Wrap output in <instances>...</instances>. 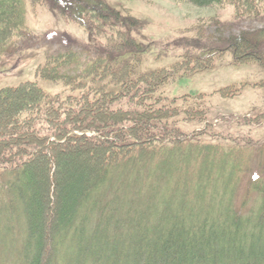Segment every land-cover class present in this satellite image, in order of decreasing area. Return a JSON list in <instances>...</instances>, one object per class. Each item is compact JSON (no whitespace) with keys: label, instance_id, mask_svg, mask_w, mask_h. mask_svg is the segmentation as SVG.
Returning a JSON list of instances; mask_svg holds the SVG:
<instances>
[{"label":"trees","instance_id":"16d2710c","mask_svg":"<svg viewBox=\"0 0 264 264\" xmlns=\"http://www.w3.org/2000/svg\"><path fill=\"white\" fill-rule=\"evenodd\" d=\"M185 1L204 8L230 4L237 14L264 16V0ZM122 2L0 0V64L15 54L19 42L30 38L27 3L74 21L86 32L83 44L92 53L75 72L69 68L78 62L76 51L46 57L37 75L61 81L63 91L51 93L36 80L0 86V212L7 217L0 227V264H14L21 250L27 256L36 225L28 214L34 200L24 197L29 180L33 190L38 186L48 214L43 223L46 236L39 233L33 239L34 264H264V177L249 181L259 188L261 202L240 211V182L237 167L231 165L239 150L228 156L221 145L199 140L211 134L208 127L194 132L193 140L182 139L183 124L208 119L209 106L201 94H167L177 75L205 69L208 58H223L224 53L264 70L261 41L241 31L202 44L198 28L200 36L186 39L178 60L154 66L149 57L156 44L144 41L143 23ZM233 87L219 91L229 95ZM69 145L75 153L86 145L101 163L90 167L80 189L85 201L77 203L76 212L59 230L62 217L53 212L51 200L64 191L67 176L59 170L54 179L55 153L60 156L65 151L60 148ZM51 151L49 160L46 154ZM30 165L44 168L43 176L29 172ZM259 166L263 170L264 162ZM221 179L225 194L220 196L211 184ZM103 183L108 196L86 200ZM7 242L14 252L4 248ZM22 261L15 264H26Z\"/></svg>","mask_w":264,"mask_h":264},{"label":"rangeland","instance_id":"374dc122","mask_svg":"<svg viewBox=\"0 0 264 264\" xmlns=\"http://www.w3.org/2000/svg\"><path fill=\"white\" fill-rule=\"evenodd\" d=\"M122 4L128 8L131 14L140 18L143 23L144 34L147 38L144 41L151 39L155 42V52L149 57V62L154 66L171 65L172 61L178 60L186 49V39L195 36V34L200 36L197 33L198 28L201 29L199 43L210 45L211 42L220 37L247 31L251 32L254 39L261 41V49L264 51V16L252 17L237 14V8L230 4L215 8L198 7L185 0H123ZM26 8L30 38L19 42L15 54L8 56L5 58L7 61L5 60L0 64V86L15 85L24 80H36L51 93L63 91L65 86L61 81L40 78L37 75L38 69L47 62L46 57L49 54L56 55L71 49L76 51L79 56L78 62L72 64L69 68L72 72L73 70L75 72L77 67H81V63L86 62L87 56H92V53L83 44L87 39V34L74 21L65 16H58L44 6L27 3ZM259 31L261 33H258ZM201 52L195 51V54ZM158 54H161V56L154 61V57ZM208 59L210 60L205 64V66H208L207 68L187 75H177L167 94L171 97L182 95L193 97V95L201 94L209 106L208 119L203 122L189 121L183 124L184 134L182 139L189 140L188 138H190V140H193L191 136L194 132L203 131L208 127L207 130L210 131L209 128H211V134L217 139H210L211 134L207 136L205 133L198 136L199 140L221 145L220 147H223L222 153L228 154V156L232 155L236 149L239 150L233 156L231 165L237 167L238 174L236 173V177L240 182L238 190L240 199L237 206L241 205L240 211L243 212L247 207H252L254 203H260L262 199L259 188L250 186L249 181L252 180V176L258 180L264 177V169L260 170L261 168H259V165L264 162V70L254 62L251 64L249 62H235L229 53H224L223 58L220 56ZM212 59L213 62H210ZM211 63L213 64L210 65ZM243 83L247 84L241 86ZM230 84H235V87L227 91L229 95L221 94L219 89ZM70 146L61 147L60 149L65 151L60 156L56 155L57 149H54L58 171L55 172L53 177L54 179L59 178V170L67 176V179L63 181L62 190L64 191L59 193L61 192L60 189L55 194L54 200H51L53 212L58 218L62 217L63 219H61L63 223L59 222L61 225H59V230L63 229L64 222L69 220L76 212L77 203L80 204L85 201L80 189L94 162L101 163L99 155L91 156L89 154L90 149H86V145H83L85 149L76 153L71 151L73 146ZM52 156V151L46 154L49 160H52ZM61 159H65L66 162ZM35 168L30 165L28 171L32 172L33 170L36 172L37 170V175L43 176L44 168L41 166ZM27 173L25 172L22 175V180L27 179ZM223 176L225 177V174ZM40 182L42 187L45 183L42 177ZM222 182L221 179V181L211 184L214 185L211 186L212 192H221V194H218L220 196L225 194V192L220 191L222 190ZM23 183L25 184V180H23ZM29 183H31L30 180ZM29 183H27V193L24 197L25 199L33 198L34 200V205L28 208V214L36 225L28 241L30 245H27V256L24 257V251L21 250L19 259L12 261L14 264L15 262L20 263L23 259L26 264H34L32 254L36 247L33 245V241H35L33 239L39 233L46 236V228L43 227V223L48 217L46 213L47 205L43 202V197L37 194L38 186H34L33 190ZM105 186L107 187V183H103L86 200L108 196L109 191ZM193 186L195 189L196 186ZM245 198L249 200L243 208ZM6 218L0 212V227H3ZM235 242V240L232 241L236 244L237 242ZM62 245L64 243L60 244V246ZM237 245L239 246V244ZM9 246L8 242L4 244L6 250L12 249L14 252L15 249L13 247L10 249ZM44 246L48 250L49 242L45 243Z\"/></svg>","mask_w":264,"mask_h":264}]
</instances>
